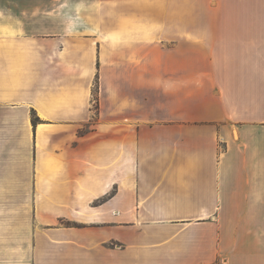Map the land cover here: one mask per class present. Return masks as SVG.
<instances>
[{"label":"crops","instance_id":"1","mask_svg":"<svg viewBox=\"0 0 264 264\" xmlns=\"http://www.w3.org/2000/svg\"><path fill=\"white\" fill-rule=\"evenodd\" d=\"M0 264H264V0H0Z\"/></svg>","mask_w":264,"mask_h":264},{"label":"trees","instance_id":"2","mask_svg":"<svg viewBox=\"0 0 264 264\" xmlns=\"http://www.w3.org/2000/svg\"><path fill=\"white\" fill-rule=\"evenodd\" d=\"M97 93H98V89L95 90V104L98 106V96H97ZM38 121V118H34V122L36 123Z\"/></svg>","mask_w":264,"mask_h":264}]
</instances>
